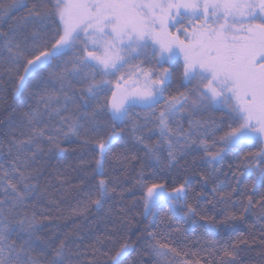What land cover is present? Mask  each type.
I'll use <instances>...</instances> for the list:
<instances>
[{
	"label": "snow or ice",
	"instance_id": "obj_1",
	"mask_svg": "<svg viewBox=\"0 0 264 264\" xmlns=\"http://www.w3.org/2000/svg\"><path fill=\"white\" fill-rule=\"evenodd\" d=\"M69 152L74 178L51 165ZM126 193L167 233L133 240ZM141 244L156 264L264 261V0H0V264H131Z\"/></svg>",
	"mask_w": 264,
	"mask_h": 264
},
{
	"label": "trees",
	"instance_id": "obj_2",
	"mask_svg": "<svg viewBox=\"0 0 264 264\" xmlns=\"http://www.w3.org/2000/svg\"><path fill=\"white\" fill-rule=\"evenodd\" d=\"M18 100L21 98H17ZM9 103H13V101L9 100ZM219 113H217L218 115ZM131 145L130 141L126 140H120L117 141L114 145L111 146L110 152H109V159L105 164V168L111 173L115 169L117 172L120 170V164L113 158L114 153L121 152L125 150L126 148H129ZM73 147H76V145H73ZM254 149H248L245 148L244 151H249ZM132 151H135V149H132ZM87 159L91 160V156H86ZM187 164L189 166V171L187 172V177L190 181V187H196V180L198 179V176H195L193 174V169L196 172H204L209 171L207 168V165L203 162L202 159H200L199 156H196L195 159L193 156H188L186 158ZM235 163L236 158L229 155L225 158V161L222 165L223 172L219 173V180L217 181V187L220 191H227L229 187V183L234 184L235 181L232 179L231 171L229 170V163ZM183 163V161H182ZM51 165L54 169H60L63 171L68 177L74 178L77 175L79 161L77 160L76 156L72 153H66L62 156L53 157L51 160ZM94 167V165H92ZM140 165L136 161H132L129 166V174H128V185L130 186L137 175V172L139 171ZM88 171H91V167L88 169ZM149 169H145V174L148 175ZM225 173L227 176H225ZM115 174V173H113ZM82 175V173H81ZM167 175V174H162ZM169 182H171V176H167ZM76 181L73 180V183ZM249 187H251V181H246ZM212 185L210 184L208 186V191L210 193ZM135 191V198L138 200L140 195L142 194L139 190L134 189ZM197 191H199V188L197 187ZM241 191H243V185L241 186ZM258 195V194H257ZM134 197L131 194L126 193L124 204L127 205L131 211L128 213L129 217L131 218V225L126 226V230L131 235V238L133 240H136L144 231L145 226H148V230H156L160 232L161 234L167 233L168 229L166 227V224H161L160 216H157L155 220L153 221L151 218H145L142 215L143 212V204L142 202L137 203L134 207L132 206V201ZM207 197L204 200H197L196 202L199 203L201 207H204L206 204ZM189 202L192 201V194L190 193ZM76 203L73 196H68L63 202L62 207L66 210H70L71 206H74ZM221 206H218L217 211H219V208ZM67 214V212H66ZM95 219V214L93 216H90L88 218L89 222L91 223ZM254 216L252 214H248L247 219L243 222H237L236 227L238 228V231L241 232H248L251 230L252 223L254 221ZM68 223L69 227L72 226V221L69 219L68 221H63ZM180 223H183L182 221H179ZM87 226V225H86ZM100 230H103V225H98ZM258 227V226H257ZM184 228L187 229L188 225H184ZM200 235V230L197 229L195 232L193 231H185L183 236L175 233L173 234V239L170 241L176 246H183L187 245L189 248H192V246L196 243L195 238ZM184 236H188L189 240H184ZM141 249H144L143 244L139 245ZM258 249L252 250V251H245L241 254L242 257V264H264V261H261L260 258L257 255ZM129 261L131 264H156V260L154 257L150 256L146 249L140 251L139 253L133 252L132 255L129 257Z\"/></svg>",
	"mask_w": 264,
	"mask_h": 264
},
{
	"label": "rangeland",
	"instance_id": "obj_3",
	"mask_svg": "<svg viewBox=\"0 0 264 264\" xmlns=\"http://www.w3.org/2000/svg\"><path fill=\"white\" fill-rule=\"evenodd\" d=\"M114 84H115V82H114ZM114 86V85H113Z\"/></svg>",
	"mask_w": 264,
	"mask_h": 264
}]
</instances>
